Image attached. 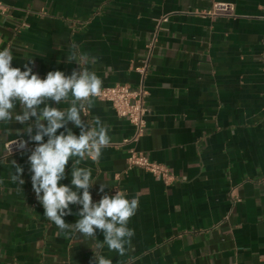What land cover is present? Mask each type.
I'll list each match as a JSON object with an SVG mask.
<instances>
[{"label": "crops", "instance_id": "crops-1", "mask_svg": "<svg viewBox=\"0 0 264 264\" xmlns=\"http://www.w3.org/2000/svg\"><path fill=\"white\" fill-rule=\"evenodd\" d=\"M0 1V50H12L13 67L28 63L42 79L57 70L71 75L80 67L67 56L87 53L95 62L81 67L102 87L143 84L147 91L138 144L126 142L134 127L110 103L94 97L82 116L93 126L98 117L110 138L98 161L80 165L92 170L93 202L115 188L139 201L126 255L107 246L98 255L113 264H264V0H222L235 4V17L216 18L194 13L214 0ZM27 127L0 123V264H92L96 240L61 233L44 217L28 161L36 145L7 155L9 140L30 141ZM134 147L176 180L166 185L129 166ZM13 160L24 169L21 186L11 180ZM71 163L61 184L71 186ZM69 207L64 220L73 224L82 206ZM96 237L104 239L100 230Z\"/></svg>", "mask_w": 264, "mask_h": 264}, {"label": "clouds", "instance_id": "clouds-1", "mask_svg": "<svg viewBox=\"0 0 264 264\" xmlns=\"http://www.w3.org/2000/svg\"><path fill=\"white\" fill-rule=\"evenodd\" d=\"M75 47L72 45L73 49ZM13 59L10 48L0 50V123L14 119L22 125L28 124L23 131L36 144L28 156L32 188L44 208V217L61 233H79L96 240L92 248V264H113L112 259L98 255L96 249L107 246L119 257L126 255L135 235L128 223L136 214L139 201L137 198L129 200L124 192L117 191L114 196L104 194L99 202L94 203L89 191L96 184L92 180V170L80 166L88 159L98 161L102 149L110 142L108 129L98 117L95 126L82 120L86 108L92 106V98L99 97L102 91V79L95 72L81 67L94 63L95 58L71 51L67 61H75L80 70H73L71 75L59 70L50 71L43 79L33 73L28 63L22 65L24 70L13 67ZM53 101L68 103L70 107H53ZM17 107L19 111L14 112ZM69 123L80 129L79 135L68 127ZM60 129L65 131L57 134ZM27 143L24 140L14 142L19 149H25ZM70 160L71 186L60 183L66 179L65 170ZM12 165L16 171L11 180L21 186L25 183L21 178L24 169L14 160ZM105 187L100 184L101 193ZM70 205L82 206L79 219L73 224L64 220L66 215L73 214ZM97 230L103 233V241L97 239Z\"/></svg>", "mask_w": 264, "mask_h": 264}, {"label": "built area", "instance_id": "built-area-1", "mask_svg": "<svg viewBox=\"0 0 264 264\" xmlns=\"http://www.w3.org/2000/svg\"><path fill=\"white\" fill-rule=\"evenodd\" d=\"M0 11H5V6L0 1ZM196 14L208 16L211 18L216 17H235V4L225 2L222 0H214L213 6L208 11H194ZM169 16L166 15L161 18V22H167ZM145 71V69H144ZM101 101L110 103L115 109L118 116L126 118L134 127V132L126 142L138 144L146 133L147 130V91L144 85L141 84L139 88H131L128 84H116L114 86L102 87L101 95L95 97ZM86 109L84 115L88 116ZM20 140L28 141L23 137L14 138L5 144L7 155H14L16 153L31 149L36 144L28 141L25 149H19L17 144ZM129 166L139 167L151 173L156 178L162 180L166 185L172 184L176 180V175L164 164L152 161L143 150L130 149V154L127 159ZM119 188L113 190V195Z\"/></svg>", "mask_w": 264, "mask_h": 264}]
</instances>
